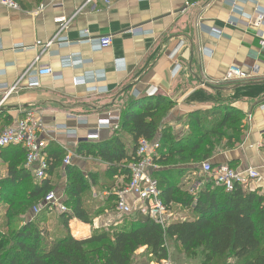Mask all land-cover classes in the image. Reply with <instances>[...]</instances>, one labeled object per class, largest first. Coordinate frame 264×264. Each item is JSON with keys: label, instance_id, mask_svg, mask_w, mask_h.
Instances as JSON below:
<instances>
[{"label": "crops", "instance_id": "0c3cea01", "mask_svg": "<svg viewBox=\"0 0 264 264\" xmlns=\"http://www.w3.org/2000/svg\"><path fill=\"white\" fill-rule=\"evenodd\" d=\"M23 5L20 11L0 7V112L5 111L13 121L24 112L36 113L42 123L41 141L48 148L52 144L65 150L70 165L82 171L93 158L77 155L81 143L122 136L131 151L132 139L123 132L122 118L135 99L138 107L146 106L145 97L152 103L165 99L172 105L155 140L169 128L180 141L190 133L191 114L227 105L243 113V135L233 148H227L231 136L224 138L208 161L239 170L258 168L261 178L249 190L264 196V46L251 26L256 11L264 10V0H201L194 6L187 0H113L111 6L103 0H24ZM230 19L239 26H227ZM135 30L143 34L131 33ZM85 32L94 39L112 36L114 43L95 50L77 42ZM73 54H79L84 64L64 68L63 61ZM37 57L40 65L53 68L55 77H44L41 87L26 89L25 73ZM177 64L181 70L175 76ZM233 66L253 79L225 83ZM77 79L87 84L77 85ZM13 87L17 92L6 98ZM101 121L111 126L101 127ZM92 134L97 137L89 138ZM202 164L178 167L188 169L178 180L187 187L193 185L187 189L180 184L181 191L198 196L204 179L210 180ZM25 168L30 170L26 164ZM7 174L8 165L0 161V178ZM53 182L56 193L66 200L64 168ZM123 184V177L116 179V187ZM118 189L100 195L93 189V197L106 202ZM128 202L139 206L134 196ZM174 207L182 209L178 215L189 211L178 204ZM94 222L85 225L73 219L70 228L76 226L78 231V236L72 234L74 238L85 240L95 230L104 229L93 230ZM116 223L120 228L122 222Z\"/></svg>", "mask_w": 264, "mask_h": 264}, {"label": "trees", "instance_id": "16d2710c", "mask_svg": "<svg viewBox=\"0 0 264 264\" xmlns=\"http://www.w3.org/2000/svg\"><path fill=\"white\" fill-rule=\"evenodd\" d=\"M187 1L194 4L201 0ZM142 101L146 106L138 107L139 100L135 99L122 118L123 132L132 139L131 151L122 136L107 142L80 144L77 155L100 160L106 166L87 177L73 165L65 166L67 152L51 144L43 152L48 164L47 177L37 181L25 168L26 150L22 146L0 147V161L8 165L7 177L0 178V209L4 211L0 264H132V255L141 248H147L156 262L161 263L168 258L166 238L177 240L188 259H197L202 254L205 258L202 264H219L228 258L233 260L230 264H264V196L240 186L227 193L204 179V186L194 197L181 191L178 184V178L188 170L178 167L198 168L213 157L224 138L231 136L227 148L240 142L245 129L244 115L227 105L191 114L190 133L180 141L169 128L159 136L161 147L155 163L161 169L154 171V177L161 199L168 210L172 204L188 208L189 220H175L163 227L141 214L125 219L119 229H98L88 239L74 238L70 230L73 219L92 225L93 208L100 201L93 198V189L112 192L119 188V192L128 185L132 164L139 160V141H154L172 108L165 99L152 103L151 98L145 97ZM136 108L142 111L137 112ZM12 122L13 118L1 111L0 134ZM63 168L67 212L52 211L46 206L33 215L31 210L56 192L53 179ZM120 177L124 178V184L116 187V179ZM110 202H114L112 210H115L117 194L112 193L106 202L100 201ZM54 212L58 218L53 232L50 223Z\"/></svg>", "mask_w": 264, "mask_h": 264}, {"label": "built area", "instance_id": "2783aa9c", "mask_svg": "<svg viewBox=\"0 0 264 264\" xmlns=\"http://www.w3.org/2000/svg\"><path fill=\"white\" fill-rule=\"evenodd\" d=\"M23 0H0V7L9 11H20L21 2ZM92 2L94 0H88ZM113 0H103L107 6H111ZM194 6V4H192ZM44 6H40L39 11H43ZM65 21V20H62ZM227 26L237 28L238 22L230 19L226 22ZM252 28L257 33L256 35L262 40L264 46V33L261 31L264 28V10L258 9L255 17L251 22ZM135 34H143L141 31H131ZM78 43L89 44L95 50H104L112 47L114 38L112 36H104L102 38H90L89 33H84ZM63 45H69L62 42ZM41 43H38L40 46ZM52 42L46 45L49 47ZM79 54H73L69 56L66 61H63L64 68H74L84 64L79 60ZM40 58L37 57L28 71L25 73V80L27 82L26 89H37L41 87V80L44 77H55L54 70L49 65H40ZM119 65H117L118 68ZM181 70L179 64L175 65L173 75H177ZM253 77L238 67H231L226 75L225 83H242L249 82ZM87 84L85 79H77L76 84ZM91 91L94 88L90 87ZM17 92V87H13L6 98ZM5 98V99H6ZM101 127L111 126L109 121H101ZM42 128L41 119L34 112H24V114L15 119L11 125L4 128L0 134V147H7L11 145L22 146L26 150V167L33 172V176L37 181H41L47 177L48 164L43 154L47 148L45 141L40 139V129ZM63 127H57L62 129ZM97 135L92 134L89 138H96ZM161 144L159 140L149 141L141 139L139 141L137 157L139 160L132 164V175L128 185L117 193L116 212L122 216H128L135 210L137 213L141 212L144 215L149 216L158 224L163 227H167L173 222L172 215L167 209L163 200L161 199V191L157 179L154 177V171L158 170V166L155 163V159L159 156ZM71 164V157L67 156L64 160V165ZM202 172L205 176L210 178L215 188H221L227 193H231L237 186L247 189L254 185L257 180L261 178V173L258 168H247L244 170L235 169L227 164L213 165L211 162L206 161L201 166ZM264 170V162L262 165ZM129 196L136 198V204L139 206L136 208L130 205L128 202ZM64 198L56 192L50 193L45 202L34 209V214H38L43 207L49 206L50 210L60 213H66L67 208L64 205ZM162 264H168L166 261H162Z\"/></svg>", "mask_w": 264, "mask_h": 264}, {"label": "rangeland", "instance_id": "374dc122", "mask_svg": "<svg viewBox=\"0 0 264 264\" xmlns=\"http://www.w3.org/2000/svg\"><path fill=\"white\" fill-rule=\"evenodd\" d=\"M73 165V164H72ZM103 165L101 162H99L96 159H93L89 162V164H87V168L83 169L82 171H78V172H82V174L84 176H88V174H90L88 171L90 172H95L96 169L101 168ZM61 182L62 179H60ZM198 180H203L202 178H200V176L198 177ZM185 181H181L178 180V184H182V186H186V184L184 183ZM192 186H189L186 188L187 189H192ZM253 185L247 189L252 188ZM106 190L105 189H100V194L104 193ZM95 194H92V196H94ZM94 198V197H93ZM99 200V199H98ZM99 204H97L93 209V216L92 219L95 220V222H97L96 224H94L93 226L96 227H92L94 228L93 230L97 229V228H104V230H108V228H116L119 229V225H117V221L119 222H124L125 219L127 218H138L140 217L141 212H136L135 210L133 211L132 214L128 215V216H122L120 214H118L114 209L112 210V208H114V202H110L106 205H100V201H98ZM100 205V206H99ZM182 209L180 208H172L170 210V215H172V220H189L191 218L190 216V212H187V215L182 216L181 214L178 215V213H181ZM32 214H34V208L31 210ZM186 212H184L185 214ZM3 216H4V211L2 209H0V229L2 230L1 224L3 223ZM58 218V213L54 212L53 217L51 218V223H50V230L51 231H55L57 228L55 226V222ZM94 222V223H95ZM72 234H76V236H78V231H77V227L73 226L70 228ZM100 230V229H99ZM5 233H7L6 230ZM81 235V234H80ZM79 235V236H80ZM166 249L168 252V258L167 260H165L166 262H168V264H202L204 262V256L201 254V256H199L197 259H188L186 258L185 254L183 253L180 244L178 243L177 240L175 239H170V238H166ZM233 263V260L231 258L228 259H224L223 261H221L219 264H230ZM132 264H162L161 263H157L156 259L152 256L151 252L147 249V248H141L139 249L137 252H135L132 255Z\"/></svg>", "mask_w": 264, "mask_h": 264}, {"label": "water", "instance_id": "95a60500", "mask_svg": "<svg viewBox=\"0 0 264 264\" xmlns=\"http://www.w3.org/2000/svg\"><path fill=\"white\" fill-rule=\"evenodd\" d=\"M206 86H208L207 84H205ZM208 87H211V86H208ZM213 89V88H212Z\"/></svg>", "mask_w": 264, "mask_h": 264}]
</instances>
